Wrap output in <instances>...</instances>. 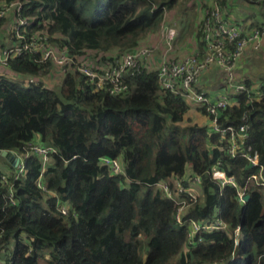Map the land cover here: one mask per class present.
Masks as SVG:
<instances>
[{"label":"trees","instance_id":"obj_1","mask_svg":"<svg viewBox=\"0 0 264 264\" xmlns=\"http://www.w3.org/2000/svg\"><path fill=\"white\" fill-rule=\"evenodd\" d=\"M20 1L31 19L29 32L45 30L74 55L91 58L133 49L160 26L163 9L178 0ZM247 1L258 6L247 27L264 26V0ZM7 18H0V37ZM198 45L203 47L201 40ZM8 63L17 78L0 76V151L17 153L24 173L3 183L1 163L10 173L15 165L0 153L4 264H264L261 188L250 182L249 198L240 203L234 188L211 176L220 168L243 186L253 168L241 153L228 155L226 141L207 125H182L190 106L183 96L162 89L155 69L125 76L127 90L112 95L92 89L75 69L55 86L29 83L28 76L46 75L53 66L30 53ZM243 83L250 92L233 94L218 123L238 127L247 114L245 146L258 151L264 167V81L260 96L252 92L250 79ZM31 142L55 150L41 177L46 190L37 186L42 158L30 149ZM104 156L120 158L123 173H112L100 162ZM188 172L200 177L198 198L187 201L179 223L175 200L159 184L168 182L174 190V179ZM58 202L69 205L67 216ZM216 215L228 228L201 232L184 251L187 221Z\"/></svg>","mask_w":264,"mask_h":264},{"label":"built area","instance_id":"obj_2","mask_svg":"<svg viewBox=\"0 0 264 264\" xmlns=\"http://www.w3.org/2000/svg\"><path fill=\"white\" fill-rule=\"evenodd\" d=\"M202 8V17L199 22L201 41L204 44L203 51L196 50L192 54L174 59L169 57V52L175 45L177 30L173 25H164L160 30L164 50L160 54V62L157 67L152 63L154 48L143 45L136 46L131 50L118 52L114 55L103 57H89V55H74L66 45H61L52 40L45 30L28 31L31 19L22 13L23 2L20 0H4L0 2V18H10L9 38L7 43L0 46V66L9 67V59L23 53L36 55L41 61H49L52 68L62 77L70 70L75 69L81 73L88 84L94 90H104L109 94H122L127 90L125 76H134L143 71L155 69L158 81L162 89L169 90L174 94L181 95L191 100L197 107L204 108L210 118L209 130L220 135L224 139V149L228 155L235 157L241 153L247 160L253 172L247 177L246 183L240 186L234 176L228 175L224 170L215 168L211 176L221 186H230L235 189L236 200L244 203L248 194L249 183L264 189V167L259 162V153L251 146H245L247 133V114L241 117L242 123L235 127L233 125L221 126L218 123L220 111L232 102V97L224 94L213 101L207 93L196 87L199 76L211 65L217 66L223 75V83L238 92H250L242 82H236V64L244 51L250 47L258 50L264 43V26L247 29L246 25L231 23L228 14L219 3V0H195ZM155 7V3H152ZM167 9H163L162 20L166 16ZM1 38V37H0ZM155 67V68H154ZM29 83H36L35 77L28 76ZM260 96L261 92L257 91ZM30 149L41 156L42 170L37 181V186L46 190L42 182L43 169L49 165V153L55 150L49 146H41L31 142ZM14 172L3 171L2 182L8 184L9 178L17 180L24 173L23 160L18 155ZM100 162L106 165L114 174L123 173V167L118 158L104 156ZM187 183V185H185ZM200 177L194 173H186L180 179H174V190L168 182L159 185L164 193L175 200L177 209L175 219L182 222V214L187 201H195L198 196L197 186ZM9 202L16 203L12 189L9 192ZM58 210L63 215L70 213V207L66 203L58 202ZM228 224L215 216L210 220L199 221L189 219L187 221L186 241L184 251L191 249L199 238L201 232L212 230H226ZM240 227L234 229V243H238ZM233 256V255H232ZM0 264H4L0 260Z\"/></svg>","mask_w":264,"mask_h":264},{"label":"crops","instance_id":"obj_3","mask_svg":"<svg viewBox=\"0 0 264 264\" xmlns=\"http://www.w3.org/2000/svg\"><path fill=\"white\" fill-rule=\"evenodd\" d=\"M178 1L176 2L173 8L167 9L166 16L161 21L160 26L158 27L156 31L158 33L149 32L138 42L137 46L147 45V46H151L154 48V57H153L152 63L154 64L155 67L158 66L160 62V54L164 50V44L160 36V30L164 25H172L170 21V17H172V12H175V13L177 12V10L175 11V8H176ZM194 2H195L193 4L194 9H195L194 11L198 13L196 18L199 24L201 17H202V8L199 2L195 0ZM219 3L222 6V8L226 10L228 14V20L231 23L242 24L244 26L246 25V27L252 20H254L252 16L255 14L258 8V6H256L255 4H250L249 1L247 0H219ZM9 25H10V21H9ZM9 25H8V28H9ZM247 29H250V28L247 27ZM178 34H180V32L177 31V35ZM177 37H176V40H177ZM176 40H175L174 47L168 54L170 58L179 60L181 58H184L192 54L196 50L200 52L203 51L204 47L200 48L198 45V42L201 40V38H199L198 36V33H197L196 40H191L188 38L184 41L183 44H181V46H176ZM3 42H5V40H3ZM260 49H261V52L264 53L263 52L264 43ZM254 51L255 50H252L250 47H248L244 51L240 59L237 61L235 81L243 83L244 79L246 78L250 79L251 84H252L251 90L254 94H257V91H258L257 89H259V84L262 81L261 80L257 81V79L253 80L249 78L250 76H248L249 74L247 73L248 68L242 66L243 61L246 58H252L253 60L257 59L256 57H258V55L251 56L252 54H254ZM118 52L119 50L115 48V49L110 50L109 52H106V55H114ZM4 72L11 73L9 68H4L0 66V76ZM62 78L63 77L60 74H58L54 68H52V70L46 75H39L35 77L36 83L42 82L45 86H48V87L58 85ZM196 87L198 89L204 90L213 101H215L218 97L224 94H227L230 97H232L233 95V90L223 83L222 72L215 65H211L206 71H204L199 76L198 82L196 83ZM184 100L190 106L188 113H187V117H193L196 120V123L201 124V125L205 124L209 128L210 118L208 116H204L203 114H201L199 111V108L191 100L185 97H184ZM1 168L3 169V171L9 170L8 167L3 164H1Z\"/></svg>","mask_w":264,"mask_h":264},{"label":"rangeland","instance_id":"obj_4","mask_svg":"<svg viewBox=\"0 0 264 264\" xmlns=\"http://www.w3.org/2000/svg\"><path fill=\"white\" fill-rule=\"evenodd\" d=\"M194 3H195L194 0H179L175 8V11L177 10V12L176 13L172 12V17H170V21L172 25L174 26V28H176V30L180 32V34L177 35L178 37L176 40V46H181V44H183L184 41L188 38L191 40H196L197 38V33L199 32V24L196 18L198 13L194 11L195 10L194 5H193ZM9 21H10V18L8 17L3 24V27L1 30L0 46L5 45L7 43V38H9V35H10L8 34L9 33V28H8ZM157 29L152 32L155 33ZM3 40H5V42H3ZM253 55L254 56L258 55V57H256L257 59L253 60L252 58H246L243 61L242 66L248 68L247 73L249 74L248 76H250L249 78L253 80L257 79V81H260V80L264 81V53L261 52V49H258V50H255L254 54H252L251 56ZM4 73L8 75V73L6 72ZM9 75L12 78H17L16 75L13 73L9 72ZM194 121L196 122V120L193 117H188V119H185V121H183L182 125H185L188 122H194ZM12 154L16 157L18 156L17 153H12ZM261 192H262V195L264 196V189H261ZM3 251L5 252L6 250H3ZM39 264H43L42 261H40Z\"/></svg>","mask_w":264,"mask_h":264},{"label":"water","instance_id":"obj_5","mask_svg":"<svg viewBox=\"0 0 264 264\" xmlns=\"http://www.w3.org/2000/svg\"><path fill=\"white\" fill-rule=\"evenodd\" d=\"M0 153H1L2 156H7V157H9V158L12 157V160H13V162H14V165H16L17 160H18V157L14 156L11 152H8V151H6V150H2V151H0ZM248 198H249V195L247 194V195L245 196V200H247Z\"/></svg>","mask_w":264,"mask_h":264}]
</instances>
